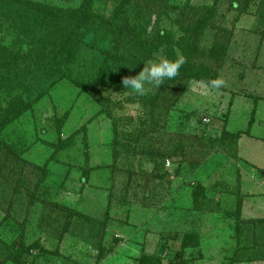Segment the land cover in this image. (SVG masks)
Here are the masks:
<instances>
[{"label": "rangeland", "instance_id": "1", "mask_svg": "<svg viewBox=\"0 0 264 264\" xmlns=\"http://www.w3.org/2000/svg\"><path fill=\"white\" fill-rule=\"evenodd\" d=\"M29 1L61 8L80 2ZM163 5L146 12L148 30L156 20L176 39L184 34L180 28L203 23L191 44L197 60L224 84L145 85V95L138 96L116 85L121 75L114 71L110 87L95 97L68 80L46 84L39 100L1 135L16 155L3 173L0 264H14L11 258L24 264H136L142 252L161 264H264L256 234L264 220V0ZM115 6L114 0H94L93 9L108 15ZM144 9L136 4L133 22ZM22 28L27 32V25ZM0 40L26 48L12 26L1 24ZM220 43L223 57L209 59ZM91 57L84 54L76 67L82 78ZM162 57L155 54L143 67ZM146 96L155 99L152 111ZM9 98L0 92V107ZM220 138L224 144L206 141ZM199 187L202 195L194 201ZM236 221L248 226L238 230ZM186 235L195 236V246L182 251ZM235 236L244 250L232 254ZM21 247L27 251L20 253Z\"/></svg>", "mask_w": 264, "mask_h": 264}, {"label": "trees", "instance_id": "2", "mask_svg": "<svg viewBox=\"0 0 264 264\" xmlns=\"http://www.w3.org/2000/svg\"><path fill=\"white\" fill-rule=\"evenodd\" d=\"M114 1L116 6L110 14L100 15L94 12V0H80L77 6L68 8L42 6L29 0H0V23L7 27L12 26L21 44L26 45L25 50L17 46L10 48L0 40V92L5 91L10 96L4 107H0V198L5 187L4 169L6 173L11 166L8 163L14 162L13 157L16 155V151L2 140L1 135L9 124L39 100L46 84L54 86L61 80H68L82 92L95 97L102 88L110 87L107 84L108 77L113 71L121 75L116 85L124 88L122 79L130 77L134 70L140 71L146 61L157 53L163 56L162 61H174L181 56L185 58L179 74L171 80H166L165 84H162L163 87L177 89V86L182 83L185 85L190 80L207 84L215 80L216 74H211L208 65L197 60L198 50L195 43L191 44V40L194 38L193 41H196L203 29V23L180 28L184 34L174 39L172 31L160 29L156 20L153 21L151 30H148L151 15L146 12L160 10L165 0H137L136 3L135 0ZM137 3H142L145 9L144 15L135 23L133 17ZM25 25L27 32L22 28ZM175 48L179 49V56ZM88 52L92 56L91 62L86 67L88 72L82 78L76 72V67L82 61V56ZM223 55L224 47L220 43L209 50L208 58L218 61ZM26 77L31 80L28 85L23 82ZM35 91L37 94L33 96ZM144 102L149 104L150 111L155 108L153 97L146 96ZM65 118L66 115L56 123L57 129L63 125ZM252 118L253 115L249 124ZM223 135L228 141L230 135L225 132ZM238 136H231V145L236 143ZM222 138L204 140L219 145L224 144L219 141ZM161 155L163 154L158 152L155 154L158 158ZM199 190L192 191L191 197L194 201H198L202 195L203 188ZM242 224L241 221H236L235 227L241 230ZM260 224L256 234L264 245V220H260ZM251 229L252 233H255V228L251 226ZM192 237L195 238L191 235L184 236L182 251L195 246ZM234 239L236 248L232 254H235L238 248L237 253L242 252L244 248L239 243L240 237L235 236ZM26 251L22 247L19 250L20 253ZM11 260L14 264H24L21 258ZM260 260L251 259L249 262ZM234 262L239 261L236 259ZM186 263L183 261L181 264ZM136 264H161V260L155 255L142 252L136 259Z\"/></svg>", "mask_w": 264, "mask_h": 264}, {"label": "clouds", "instance_id": "3", "mask_svg": "<svg viewBox=\"0 0 264 264\" xmlns=\"http://www.w3.org/2000/svg\"><path fill=\"white\" fill-rule=\"evenodd\" d=\"M184 63L185 58L181 56L174 61L163 60L152 64L150 67H143L135 77L123 78L122 87L131 89L135 95L143 96L146 92L145 85L158 88L160 85L165 84L166 80L175 78ZM223 84L224 81L219 78L209 82L211 89H219Z\"/></svg>", "mask_w": 264, "mask_h": 264}, {"label": "built area", "instance_id": "4", "mask_svg": "<svg viewBox=\"0 0 264 264\" xmlns=\"http://www.w3.org/2000/svg\"><path fill=\"white\" fill-rule=\"evenodd\" d=\"M205 121V120H204Z\"/></svg>", "mask_w": 264, "mask_h": 264}]
</instances>
